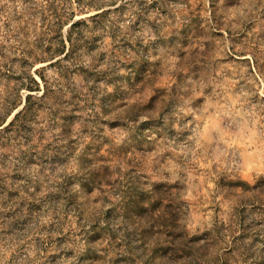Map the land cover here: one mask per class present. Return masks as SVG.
I'll use <instances>...</instances> for the list:
<instances>
[{
	"label": "rangeland",
	"instance_id": "rangeland-1",
	"mask_svg": "<svg viewBox=\"0 0 264 264\" xmlns=\"http://www.w3.org/2000/svg\"><path fill=\"white\" fill-rule=\"evenodd\" d=\"M42 1L0 0V101L20 57V36L3 37L21 11L39 26ZM78 1L58 3L75 20L93 14ZM109 9L86 23L84 70L42 121L71 112L69 132H35L26 168L18 142L0 150L6 187L30 183L42 197L38 218L30 201H8L0 264H264V198L241 186L264 177V0Z\"/></svg>",
	"mask_w": 264,
	"mask_h": 264
},
{
	"label": "trees",
	"instance_id": "trees-1",
	"mask_svg": "<svg viewBox=\"0 0 264 264\" xmlns=\"http://www.w3.org/2000/svg\"><path fill=\"white\" fill-rule=\"evenodd\" d=\"M59 1L61 0H44L37 5L41 16L39 26L34 23L32 18L28 16L26 18L25 13L21 11L20 16L15 18L13 27L10 26L6 36L3 37L5 41L7 35L12 33H17V36H20V45L15 47L20 57L14 65L17 68L14 73L17 75L7 78L6 95L0 101V150L11 151L9 148L13 147V142H18L20 148H23L17 149L23 168L34 164L27 155V144L35 132L43 134L46 130L57 129L63 133L69 132L65 130L69 126L71 112L51 111V123L43 126L45 112L47 108L50 110L58 105L63 98L65 87L63 82L72 80L74 75L84 70L75 62L78 60L79 52L77 43L80 39L87 38L90 33L86 23L106 18L110 12L109 7H113L117 3V0L107 3L96 0L78 1L76 10L78 14H83L86 9L93 11V14L84 19L75 20V11L66 15L62 12ZM11 23L9 20L7 25H11ZM3 49L4 47L0 46V70L6 67L4 62L7 58L2 53ZM69 59L70 64L65 65L64 61ZM38 64H45V66L34 69ZM47 68H53L56 77L47 79L43 74ZM11 81H13V85H10ZM115 97L112 94L106 98L112 104ZM65 114L70 117H63ZM241 186H243V192L249 189L257 197L264 198V177L251 187L246 184ZM67 193L68 200L66 202L71 205L75 204L73 201L74 187H71ZM22 194L24 196H21ZM5 201L7 202L4 203ZM8 201H15L16 205L30 201L35 207V210H30V215L35 214L34 216L37 218L42 216L40 215L42 197L35 185L26 183L8 189L4 180L0 178V215L7 214L6 210H8L7 212L9 209L12 210V205L7 206Z\"/></svg>",
	"mask_w": 264,
	"mask_h": 264
}]
</instances>
